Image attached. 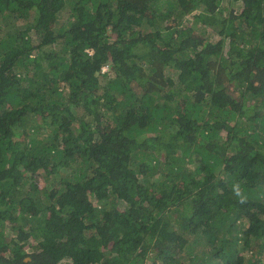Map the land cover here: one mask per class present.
<instances>
[{
  "label": "trees",
  "instance_id": "16d2710c",
  "mask_svg": "<svg viewBox=\"0 0 264 264\" xmlns=\"http://www.w3.org/2000/svg\"><path fill=\"white\" fill-rule=\"evenodd\" d=\"M0 264H264V0H0Z\"/></svg>",
  "mask_w": 264,
  "mask_h": 264
},
{
  "label": "clouds",
  "instance_id": "9594fccd",
  "mask_svg": "<svg viewBox=\"0 0 264 264\" xmlns=\"http://www.w3.org/2000/svg\"><path fill=\"white\" fill-rule=\"evenodd\" d=\"M232 191L233 195L238 199L239 203H245L246 202V195L244 193V190L241 187V184L239 182L234 183L232 185Z\"/></svg>",
  "mask_w": 264,
  "mask_h": 264
},
{
  "label": "rangeland",
  "instance_id": "374dc122",
  "mask_svg": "<svg viewBox=\"0 0 264 264\" xmlns=\"http://www.w3.org/2000/svg\"><path fill=\"white\" fill-rule=\"evenodd\" d=\"M63 20L64 21L67 20V17L63 18ZM218 28L221 29V26H219ZM109 69L110 68L108 66H106L105 68H103V72L109 71Z\"/></svg>",
  "mask_w": 264,
  "mask_h": 264
},
{
  "label": "water",
  "instance_id": "95a60500",
  "mask_svg": "<svg viewBox=\"0 0 264 264\" xmlns=\"http://www.w3.org/2000/svg\"><path fill=\"white\" fill-rule=\"evenodd\" d=\"M26 260H30V258H27Z\"/></svg>",
  "mask_w": 264,
  "mask_h": 264
}]
</instances>
